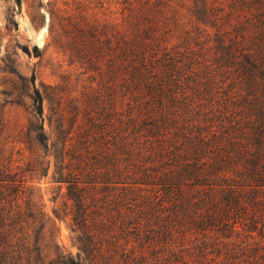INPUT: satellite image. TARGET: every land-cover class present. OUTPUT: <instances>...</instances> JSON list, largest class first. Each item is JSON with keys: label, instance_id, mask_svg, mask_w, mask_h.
<instances>
[{"label": "trees", "instance_id": "16d2710c", "mask_svg": "<svg viewBox=\"0 0 264 264\" xmlns=\"http://www.w3.org/2000/svg\"><path fill=\"white\" fill-rule=\"evenodd\" d=\"M124 10L59 46L80 95L21 77L28 159L0 157V264H264V0ZM51 168L75 253L35 194Z\"/></svg>", "mask_w": 264, "mask_h": 264}, {"label": "rangeland", "instance_id": "374dc122", "mask_svg": "<svg viewBox=\"0 0 264 264\" xmlns=\"http://www.w3.org/2000/svg\"><path fill=\"white\" fill-rule=\"evenodd\" d=\"M128 1L134 0H0V157L4 162L24 166L28 159L18 138L27 124L25 107L32 90L21 77L34 74L35 86L41 91L62 84L72 95H80L90 79L78 64L70 63L59 46L78 26H120ZM51 170L34 178L35 194L58 227V244L75 253L68 218L55 216L66 198L64 185L52 182Z\"/></svg>", "mask_w": 264, "mask_h": 264}]
</instances>
